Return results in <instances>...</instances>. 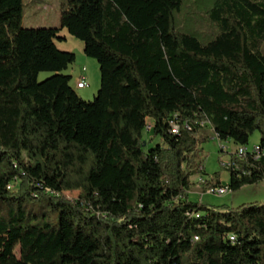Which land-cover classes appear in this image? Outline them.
<instances>
[{"label":"trees","instance_id":"1","mask_svg":"<svg viewBox=\"0 0 264 264\" xmlns=\"http://www.w3.org/2000/svg\"><path fill=\"white\" fill-rule=\"evenodd\" d=\"M209 1L196 27L184 0H65L58 26L25 28L0 0V264H264V203L189 198L212 135L246 150L227 192L264 180V0ZM61 29L98 63L92 101Z\"/></svg>","mask_w":264,"mask_h":264},{"label":"rangeland","instance_id":"2","mask_svg":"<svg viewBox=\"0 0 264 264\" xmlns=\"http://www.w3.org/2000/svg\"><path fill=\"white\" fill-rule=\"evenodd\" d=\"M192 1H195L194 3ZM34 0H23V17L22 25L25 28H41V27H56L59 25L60 16L65 8V0H41L38 3ZM210 5L209 0H184L182 5V13L179 15L187 27H196L198 21L192 18H186L185 14L189 8L192 7L194 12H202ZM179 22V19H176ZM76 39V38H75ZM76 41L81 42L76 39ZM61 43H68L61 42ZM75 60L70 64L67 69L63 70L64 74L71 76L70 86L75 88L76 94L85 101H92L97 94L100 85V72L99 66L95 59L90 58L84 54L78 47H74ZM51 75L50 72H41L38 74V81H42ZM79 77H84L87 85L84 89L76 88L75 84ZM260 134L255 131L249 139V143L246 145L247 149L253 150L259 143ZM144 139L150 142V130L144 132ZM224 148L228 149V152H223L221 146L218 144L217 139L210 137L207 141L201 145V154L203 159L204 173L196 175L191 178L192 185L189 191V198L194 202H203L214 206H228L237 207L243 203L258 202L264 203V180L256 184H249L243 186L237 191H228L223 195H214L209 191L203 193L202 184L198 178L208 180L215 177V173H219V179L224 184L229 181V171L224 167V160H226L230 154L234 153L238 148L233 144L231 140L221 141ZM254 151V150H253ZM16 184L11 188L15 189ZM66 195L70 199L77 197L76 192H66ZM17 252V249H16Z\"/></svg>","mask_w":264,"mask_h":264},{"label":"crops","instance_id":"3","mask_svg":"<svg viewBox=\"0 0 264 264\" xmlns=\"http://www.w3.org/2000/svg\"><path fill=\"white\" fill-rule=\"evenodd\" d=\"M39 1H41V0H34V2H37V3ZM67 41H68V43H61V42H67ZM55 44H56L57 48L59 50H61V51H69V52H72V51H74V47H78L80 50L83 51V43L82 42H79V41H76V39L72 35H70L66 29H61L60 30V32L58 33L57 38L55 40ZM82 78L85 80L84 77H82ZM84 88H81V89H84ZM73 89L75 90V88H73ZM211 137L213 139H217L215 135H212ZM218 144H219V146L220 145H223L222 142H220V141H218ZM223 152H228V149L225 148L223 150ZM228 162H229V157L226 160H224L223 163L224 164H227ZM199 177H201V176H199ZM220 181H221V184L222 185H225L222 180H220ZM227 183H228V181H227ZM203 193L204 192H202V194Z\"/></svg>","mask_w":264,"mask_h":264},{"label":"built area","instance_id":"4","mask_svg":"<svg viewBox=\"0 0 264 264\" xmlns=\"http://www.w3.org/2000/svg\"><path fill=\"white\" fill-rule=\"evenodd\" d=\"M86 85H87V83H86V81H85L82 77H79V78L77 79V81H76V84H75L76 88H78V89L84 88ZM176 119H177V116L174 115V116L169 120V127H170L169 130H170V132L173 133V134H178V132H179V125H178ZM147 128L149 129L150 126L148 125ZM220 146H221L222 150L225 149V148L223 147V145H220ZM253 148H254V149H253L254 152H256V151H257V147H253ZM245 151H246V150H245L244 147H238V148L235 150L234 153L236 154V156H240V155L244 154ZM198 180H199V182L203 183L205 179L202 178V177H199ZM225 193H227V186L224 185V186H221V188H219V191H218V192H215L214 195H223V194H225ZM228 238H229V235H228Z\"/></svg>","mask_w":264,"mask_h":264},{"label":"bare ground","instance_id":"5","mask_svg":"<svg viewBox=\"0 0 264 264\" xmlns=\"http://www.w3.org/2000/svg\"><path fill=\"white\" fill-rule=\"evenodd\" d=\"M219 188H221V187H218L217 189H214V190H210L209 192L215 194V192L219 191Z\"/></svg>","mask_w":264,"mask_h":264}]
</instances>
